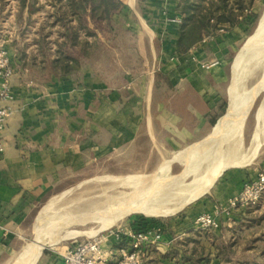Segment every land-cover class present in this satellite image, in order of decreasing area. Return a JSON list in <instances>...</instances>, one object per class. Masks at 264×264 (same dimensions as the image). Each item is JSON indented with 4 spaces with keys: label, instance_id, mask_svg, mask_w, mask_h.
<instances>
[{
    "label": "crops",
    "instance_id": "1",
    "mask_svg": "<svg viewBox=\"0 0 264 264\" xmlns=\"http://www.w3.org/2000/svg\"><path fill=\"white\" fill-rule=\"evenodd\" d=\"M246 29V24L210 29L186 53L174 52V61L170 59L163 71L168 79L166 85L156 84L155 70L144 76L148 78L145 86L139 79L144 69L130 71L124 67L125 83L120 81L113 87L106 69L96 63L80 75H51L52 79L44 84L36 80L41 77L39 69L32 67L33 58L38 63L42 58L38 43L34 44L38 49L19 54L6 43L14 70V99L4 102L13 108V113L4 130L5 152L0 154V248L10 247L22 238L35 208L63 184L66 174L80 172L82 164L94 165L97 158L117 159L125 168L123 159H127L129 166L130 162L139 166L118 172L150 174L162 165L163 158L204 139L210 126L216 124L214 117L227 110V65L244 40ZM154 52L153 49V60ZM114 61L117 62L115 58ZM129 76L132 83L128 88ZM129 92L132 97L128 99ZM120 97L125 101L120 106L122 116L115 123L119 109L115 101ZM250 175L246 171L227 172L215 185L214 194L206 197L208 212L217 209L209 205L211 197L216 205L227 203ZM140 222L133 218L126 224L142 228L159 225ZM192 222L193 219L181 218L169 221L161 240L150 247L147 264H196L184 256V250L191 252L194 234L209 249L211 238L228 244L247 232L251 241L246 248L239 246L231 261L217 257L211 247L210 260L199 264H264V260L253 257L256 252L264 254V197L255 207L246 209L229 230L198 235L201 232L194 230ZM114 246L117 240L112 236L103 245L106 250ZM173 251L177 257L169 255ZM64 252L44 248L34 264H63ZM240 252L246 254V259L238 257Z\"/></svg>",
    "mask_w": 264,
    "mask_h": 264
},
{
    "label": "rangeland",
    "instance_id": "2",
    "mask_svg": "<svg viewBox=\"0 0 264 264\" xmlns=\"http://www.w3.org/2000/svg\"><path fill=\"white\" fill-rule=\"evenodd\" d=\"M122 1V9L119 11V13L112 17L110 25L103 24L101 27H99L86 18V25L89 26L96 34V36H91L89 39L90 41L96 43V60L94 59L92 64L94 65V63H96L98 67H101L100 69H106L105 71L110 76L109 82L114 84L113 87L116 86L115 84L119 83L120 81H123V84L125 83L126 78L124 77L123 72L124 67L130 71L144 69L145 73L143 74V77L139 79L145 82V86L148 85V78H145L144 76L149 74L148 72L151 73L153 70H155L156 84L166 85L168 79L167 75H165L163 71L164 69H167L168 61L172 59V57H176L175 53L178 52L176 46L177 41L175 43L174 40L177 38V33H180V30L184 24L185 15L183 12H181L180 5H182L186 0ZM21 2L22 0H0V48L7 50L6 43H10V48L14 51L16 50V52L18 51V54L24 51H29V53H31L33 50L38 49V47L34 46V44L38 43L39 40L44 39V36H47L49 37L47 41L50 42V49H54L56 52L55 42L62 37V31H65L66 27L64 29L62 25L56 24L55 21L63 13H65V8L58 9V6H56L53 0H26V6L22 9ZM263 12L264 0H253L252 13L253 15L257 16V19L254 20L248 18L249 22L245 24L249 30H246L244 40L227 65V70L229 71V82L227 85L228 93L226 95L228 100L227 108L229 106V97L232 86L231 73L234 58L248 37L253 33L256 24ZM171 17L179 18L180 22L174 23L169 21V18ZM213 22L214 19L210 17L208 20L209 25H211L210 23ZM72 23L74 25L76 24L75 21ZM86 36V32L83 30L80 33V37L87 39ZM153 49L156 55L155 60L151 59ZM51 54L53 56L54 53ZM114 58L117 62L114 61ZM119 59L123 62V66L120 64ZM172 61H174V59H172ZM263 61L264 52L246 61L243 67L240 68L237 79L235 80L237 87L240 88L245 84L247 85L250 80L259 72ZM106 63L108 65H106ZM86 68L87 66L83 67L78 75H80ZM34 79L36 78H33L32 80ZM51 79L52 76L44 75V84L49 82ZM128 83L129 88L131 86L130 84L132 83V78H130V76L128 78ZM115 91L116 89L114 88L112 92ZM131 94L132 92H129L127 95L128 99L132 97ZM263 96L264 93L259 95L247 117L239 145L235 149H231V151L234 153L235 162L244 161L245 163L231 165L226 168L218 177L213 187L205 195L186 204L175 212L161 217H153L141 212H133L118 220L111 227H108L102 231L114 227L124 226L127 221L131 222V219L133 218L136 221H141V224L146 225H154L159 223L164 231V226H166L169 221L172 219L181 218L183 220L186 219L187 221L193 219L192 223L194 230L201 232L197 233L198 235L204 234L205 232H202L200 230V225L197 224V219L200 215L218 214V212L223 207L229 206L234 199L240 197V195H243L248 186L253 187L255 184H259L261 178L264 177V116L260 121L257 119V109ZM128 99L127 101H129ZM124 101L125 99H122L121 97L115 101L118 103L119 108L114 119L115 123L122 116L120 106L124 103ZM212 128L213 125L210 126L209 133L212 131ZM173 154L174 153H171L169 157H165V159L163 158L161 164L166 160L173 158ZM120 162L121 161L117 159H113L111 161L109 159V161H104L102 158H97L96 164L88 165V162H86L84 166L82 164L80 172L66 174L63 184L59 185L56 189L50 192L45 197L44 201L38 205L37 208H35L34 213H31V215L28 217L30 224L29 227H27V232L21 233L22 238H18L10 247L0 248V264H13L16 262L22 252L34 242L38 226L41 224L44 218L43 212L56 211L68 216L77 215L79 213L88 212V210L91 208V202L94 200L98 203L94 210L100 211V208L103 209L109 206V203L107 202V193L111 192L112 189H121L120 186H122V191L129 192L135 185V177L133 176L149 174L118 172V169L132 170L139 166V164L135 162H130L129 166L127 164V159H123V163L127 166L124 168L121 167ZM157 168L155 170H157ZM183 168L184 162L181 160L175 161L171 164L167 176L171 177L173 175L179 174ZM233 171L238 173L246 171L248 173L250 172L251 175L249 176V179L244 181V184L238 193L227 203L220 206L216 205L212 200L213 198L211 197V203H209V205H211L212 208L217 209L214 211V213L210 211L208 212L209 208L207 206L208 203L206 205V197L210 193L214 194L216 191L214 190L215 185L221 179H223V176L227 172ZM191 180L192 177L190 176L186 182H190ZM263 197L264 192L262 193V198ZM182 202L184 201L178 200L172 204V206L176 207ZM246 209H249L247 208V205H241L240 209L236 211V219L233 223L229 224L227 222H223L221 228L212 230L209 233L219 230H229L238 223V218H240V216H244L246 214ZM90 228V224L80 223L69 227L67 231L70 233H75L78 231H88ZM102 231H99L95 234L89 233L88 235L79 238H64L57 243L46 246L45 249L48 248L51 250L66 251L75 241L88 239ZM253 231L259 232V228H254ZM195 236L196 235L194 234L192 238H195ZM250 241L249 233H244L240 240H237V249L239 246L246 248L247 246L245 245ZM238 257H240V259H246V254L240 252ZM253 257L258 261L264 260L263 253L257 254L256 252L255 256Z\"/></svg>",
    "mask_w": 264,
    "mask_h": 264
},
{
    "label": "bare ground",
    "instance_id": "3",
    "mask_svg": "<svg viewBox=\"0 0 264 264\" xmlns=\"http://www.w3.org/2000/svg\"><path fill=\"white\" fill-rule=\"evenodd\" d=\"M264 52V12L259 18L253 33L248 37L232 65V86L229 106L226 113L218 119L212 131L201 141L177 152L173 158L166 160L152 174L138 175L135 185L129 192L119 188L107 193L108 207L100 211L94 208L97 201L91 202L88 212L68 216L59 212H43L44 218L36 231L34 242L13 264H34L43 249L64 238L82 237L97 233L114 225L118 220L133 212L148 216L161 217L175 212L186 204L205 195L215 184L223 171L231 165L245 163L235 162V149L241 140L247 117L261 93H264V61L259 72L246 85L237 87L235 80L246 61ZM264 116V96L257 109V119ZM259 145V144H258ZM181 160L183 170L171 177L167 176L171 164ZM190 182H186L188 177ZM178 200L184 201L172 206ZM90 224L88 231L70 233L67 229L77 224Z\"/></svg>",
    "mask_w": 264,
    "mask_h": 264
},
{
    "label": "trees",
    "instance_id": "4",
    "mask_svg": "<svg viewBox=\"0 0 264 264\" xmlns=\"http://www.w3.org/2000/svg\"><path fill=\"white\" fill-rule=\"evenodd\" d=\"M53 1L58 9L65 8V13L59 15L55 23L62 25L64 29L66 27V30L62 31V37L55 42L56 52L50 49V42L47 41L49 37L44 36V39L38 41L42 58L39 63L33 58L32 67L39 69L41 77L36 79L39 82L44 81V75H78L83 67L91 65L96 57V43L89 39L96 34L86 25V18L99 27L103 24L110 25L112 17L119 13L123 6L122 0ZM25 6L26 0H22V9ZM180 10L185 16L176 44L179 53L189 51L210 29L233 28L249 22L248 18L257 19V16L252 13L253 0H186L180 5ZM210 17L214 19L212 25L208 23ZM73 21L76 22L75 25ZM83 30L86 32L87 39L80 37ZM51 53H54L53 56ZM225 106L227 109V101ZM225 113L226 110L220 111L214 117L213 123L215 124ZM240 238L241 235L228 244L211 238V246L208 249L200 244L199 236H195L192 238L194 244L191 252L189 253L190 249L184 250V256L192 259L196 264L203 260L208 262L211 257V247H214L216 256L229 262L237 255V240L239 241ZM169 255L177 257L178 253L173 251Z\"/></svg>",
    "mask_w": 264,
    "mask_h": 264
},
{
    "label": "built area",
    "instance_id": "5",
    "mask_svg": "<svg viewBox=\"0 0 264 264\" xmlns=\"http://www.w3.org/2000/svg\"><path fill=\"white\" fill-rule=\"evenodd\" d=\"M169 21L179 23L180 19L171 17ZM13 76L14 70L8 51L0 48V154L5 152L4 130L13 113V108L4 104L5 101L14 99L11 86ZM263 192L264 177L259 184L248 186L243 195L234 199L229 206L223 207L218 214L200 215L197 219L200 230L207 234L221 228L223 222L233 223L236 211L241 205H247V208L256 206ZM162 235L163 228L160 225L148 229L131 224L110 228L88 239L75 241L65 251L63 264H147L149 248L157 244ZM111 236L117 240V246L106 250L103 245Z\"/></svg>",
    "mask_w": 264,
    "mask_h": 264
}]
</instances>
